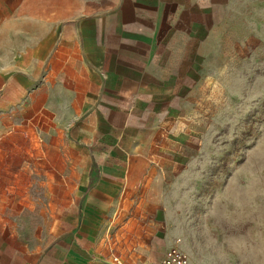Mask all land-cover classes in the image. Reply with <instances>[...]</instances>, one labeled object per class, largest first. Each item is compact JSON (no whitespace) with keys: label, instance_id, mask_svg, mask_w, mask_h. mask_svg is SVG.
<instances>
[{"label":"crops","instance_id":"crops-1","mask_svg":"<svg viewBox=\"0 0 264 264\" xmlns=\"http://www.w3.org/2000/svg\"><path fill=\"white\" fill-rule=\"evenodd\" d=\"M233 1L0 0V140L51 112L85 170L61 212L73 225L48 250L1 243L0 264L158 259L141 220L188 160L211 28Z\"/></svg>","mask_w":264,"mask_h":264},{"label":"rangeland","instance_id":"rangeland-1","mask_svg":"<svg viewBox=\"0 0 264 264\" xmlns=\"http://www.w3.org/2000/svg\"><path fill=\"white\" fill-rule=\"evenodd\" d=\"M211 31L200 131L142 238L178 244L194 264H264V0H234ZM69 139L50 112L0 140V244L48 250L75 222L61 212L85 170Z\"/></svg>","mask_w":264,"mask_h":264},{"label":"built area","instance_id":"built-area-1","mask_svg":"<svg viewBox=\"0 0 264 264\" xmlns=\"http://www.w3.org/2000/svg\"><path fill=\"white\" fill-rule=\"evenodd\" d=\"M114 262L121 264L118 257H113ZM133 264H142L134 262ZM150 264H194L193 258L178 244L163 246L159 251L158 259Z\"/></svg>","mask_w":264,"mask_h":264}]
</instances>
